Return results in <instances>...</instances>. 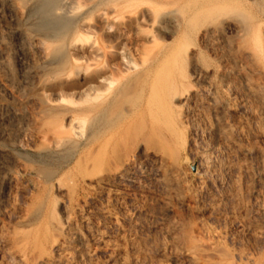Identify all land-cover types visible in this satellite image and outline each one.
<instances>
[{
  "label": "rangeland",
  "instance_id": "rangeland-1",
  "mask_svg": "<svg viewBox=\"0 0 264 264\" xmlns=\"http://www.w3.org/2000/svg\"><path fill=\"white\" fill-rule=\"evenodd\" d=\"M8 4L0 0V264H264V0H194L203 14L175 47L196 94L175 107L182 112L178 160L135 143L102 157L100 169L89 165L73 182L63 181L75 183L74 194L49 185L39 210L45 226H63L58 232L48 225L47 239L22 253L9 235L38 211L30 179L40 168L61 171L73 150L40 149L31 129L17 139L36 109L23 101L38 79L25 66L36 71L42 63L20 42L27 25ZM236 11L254 25L255 58ZM13 158L33 172L16 169Z\"/></svg>",
  "mask_w": 264,
  "mask_h": 264
},
{
  "label": "bare ground",
  "instance_id": "bare-ground-1",
  "mask_svg": "<svg viewBox=\"0 0 264 264\" xmlns=\"http://www.w3.org/2000/svg\"><path fill=\"white\" fill-rule=\"evenodd\" d=\"M8 3L27 25L18 34L20 42L42 63L36 71L25 66V73L38 79L33 81L34 88H30L33 93L27 92L29 97L24 96L25 100L20 97L25 104L34 102L36 109L27 114V123L19 125L17 139L31 129L40 149L73 150L61 171L48 173L43 168L35 169V176L30 179L38 211L34 216H24L23 223L13 227L9 235V243L22 253L30 245L35 250L34 245L47 239L50 224L45 226L47 218L39 209L46 201L49 185H55L58 192L65 188L66 194H74L75 183L64 187L63 181L85 174L89 165L100 169L102 157L135 143L155 147L171 162L178 160L176 141L182 131L177 124L182 112L175 107L186 105L196 94L193 96L180 69L176 40L185 34L186 25L193 26L203 13L199 14L194 0H8ZM238 13V22L235 21L238 25L240 22L245 36L242 43L250 50V45L258 44V37L252 35L251 18ZM167 37L171 43L165 41ZM8 111L11 117L20 115L12 109ZM22 162L13 158L18 166L14 167H21L23 173L34 169ZM126 162L118 165L124 167ZM59 211L64 223H68L65 206L61 205ZM64 227L60 233L65 232ZM54 242L56 247L58 241Z\"/></svg>",
  "mask_w": 264,
  "mask_h": 264
}]
</instances>
